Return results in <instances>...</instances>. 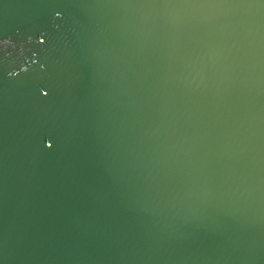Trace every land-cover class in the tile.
I'll return each mask as SVG.
<instances>
[{
	"label": "water",
	"instance_id": "obj_1",
	"mask_svg": "<svg viewBox=\"0 0 264 264\" xmlns=\"http://www.w3.org/2000/svg\"><path fill=\"white\" fill-rule=\"evenodd\" d=\"M0 264H264V0H0Z\"/></svg>",
	"mask_w": 264,
	"mask_h": 264
}]
</instances>
